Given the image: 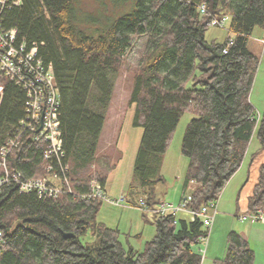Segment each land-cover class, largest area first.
Here are the masks:
<instances>
[{
	"label": "trees",
	"instance_id": "obj_1",
	"mask_svg": "<svg viewBox=\"0 0 264 264\" xmlns=\"http://www.w3.org/2000/svg\"><path fill=\"white\" fill-rule=\"evenodd\" d=\"M82 1L21 0L5 15L6 24L16 27L28 43L37 42L39 56L52 65L73 193L44 201L34 192H19L18 185L4 186L0 264H201L193 245L207 231L198 216H153L154 235L137 249L120 239L118 228L97 221L102 201L82 195L91 179L104 185L115 166L109 157L97 155L99 137L131 40L145 37L129 99L134 105L132 125L143 132L126 199L150 205L160 201L156 189L165 180L160 173L163 156L181 115L190 111L196 117L188 122L181 143L188 159L181 199L190 193L194 210L217 201L240 167L257 122L249 94L258 58L247 42L254 27L264 29V0H126L122 8L131 9L111 16L104 29L77 15ZM106 2L100 0L106 10L120 5L119 0ZM214 15H230L233 36L222 43L204 36ZM0 83L1 147L24 116L25 93L8 80ZM256 134L264 148V110ZM19 141L8 156L9 170L21 171L23 179L48 176L45 143L31 132ZM94 164L97 169L90 173ZM2 172L0 168V176ZM263 206L264 164L248 211ZM87 231L95 241H82ZM253 262L248 241L230 231L224 256L212 264Z\"/></svg>",
	"mask_w": 264,
	"mask_h": 264
},
{
	"label": "rangeland",
	"instance_id": "obj_2",
	"mask_svg": "<svg viewBox=\"0 0 264 264\" xmlns=\"http://www.w3.org/2000/svg\"><path fill=\"white\" fill-rule=\"evenodd\" d=\"M103 1L106 2V0ZM106 3L109 5V0H107ZM119 3V6L114 5L106 10L101 8L100 0H83L82 3L79 4L76 13L77 15L87 16L86 21H89V23L91 22L89 25L93 23L94 28L104 29L111 16H114L115 14H123L131 9V6L126 9L124 7L122 8V6H126V0H119ZM229 25L230 15H227L226 23L223 27L215 25L208 26L204 35L205 39L207 41L222 43L227 37L233 36L232 32L229 30ZM263 33L264 29L262 27H254L247 42L248 49L258 58V64L253 75L249 94V99L254 108L257 122L250 137L241 165L233 174L236 176H234L235 178L232 180L229 189L236 187L238 184L240 185L237 187L236 193H234V189L226 192L228 198H232V196H238V198H240V204L237 211H232L230 213L231 222L236 224H246L251 222L249 219L242 220L239 217L250 213L248 211V197L252 193L253 184L258 180L259 168L264 164V148H261L256 134L258 119L264 110V43L261 41ZM145 40V37H133L131 40L130 48L122 60L121 67L119 68L115 80L110 105L107 109L99 137L97 155L109 157L111 164H115L107 176V185L111 192L108 193L112 198H118L122 194L125 195L124 191L127 188V184L132 180L133 162L143 132L141 127H135L132 125L134 105L129 103V99ZM195 117V114L190 111H185L181 115L172 133L170 145L166 154L163 156L160 173L164 176L165 180L163 183H159L157 188L161 191L160 193L162 194L164 201L169 203L172 202L175 205L179 202L188 165V159L181 153V143L188 122ZM106 139H112V142L114 141L116 144L112 143V145L110 144L109 146L105 145L104 148L103 145L105 144ZM101 162H103L102 159ZM96 169L97 165H92L90 173H94ZM122 189L125 190L118 194L119 190ZM220 197L217 199V214L221 211L219 204ZM122 207L127 211L121 212L119 208ZM136 215L142 219L144 213L138 208L131 207L127 204L111 205L103 201L96 219L107 226L118 228L120 231V239L123 242L127 240V242H130L135 247L138 246V243L139 246L142 243L138 248L140 249L145 241L152 238L155 229L149 227L152 224L149 225L146 222H143L142 225L145 226L144 233L138 242L137 239L132 236L133 230L138 228V222L134 221ZM147 216L150 220V215L147 214ZM149 223L151 222L149 221ZM153 229L154 232L150 234ZM81 239L83 242L95 241V238L91 235L90 231H87ZM248 240L257 250L256 254L258 261L261 264H264V243H262L261 254L259 253L260 248L257 246V241H254L253 239ZM249 246L251 248L250 244ZM193 248L194 250L199 251L202 257L205 256L206 247L204 242L194 244ZM205 262V264L208 263L207 260Z\"/></svg>",
	"mask_w": 264,
	"mask_h": 264
},
{
	"label": "built area",
	"instance_id": "obj_3",
	"mask_svg": "<svg viewBox=\"0 0 264 264\" xmlns=\"http://www.w3.org/2000/svg\"><path fill=\"white\" fill-rule=\"evenodd\" d=\"M20 5L21 0H0V80L14 83L25 93L24 116L12 135L0 147V168L3 171L0 176V195L4 186L15 184L18 185L19 192H34L39 199L50 201L63 193H73L68 164L64 162L59 90L52 65L45 64L38 54L39 44L35 41L28 43L24 37L18 35L16 27H9L6 24L7 12ZM199 9L202 13L205 12L204 5H200ZM225 23V16L214 15L210 20V25L223 27ZM261 41L264 43V33ZM2 94L3 85L0 83V100ZM25 132H31L36 141L45 143L43 157L48 161L46 171L49 174L46 177L23 179L21 171L9 170L8 156L11 150L18 146L19 139ZM88 186L89 191L82 195L85 199L105 201L111 205L127 204L155 217L178 213L198 216L207 233L197 241L207 243L217 201L194 210L189 206L190 193H185L176 205L164 200L150 205L143 199H139L137 203H129L123 194L118 198H112L97 179H91ZM239 218L264 223V206ZM2 245L3 235L0 231V251Z\"/></svg>",
	"mask_w": 264,
	"mask_h": 264
},
{
	"label": "crops",
	"instance_id": "obj_4",
	"mask_svg": "<svg viewBox=\"0 0 264 264\" xmlns=\"http://www.w3.org/2000/svg\"><path fill=\"white\" fill-rule=\"evenodd\" d=\"M112 143L116 144V142H114V141L112 142V139H106L105 144L103 145V147L105 145H107V146H109L110 144L112 145ZM161 167H162V165H161ZM234 176H236V175H233L232 177H230V179L228 180V182L226 183V185L224 186V188L222 189V191L220 193L221 197L219 196L220 197V203L219 204H220L221 211L218 214L216 212L215 215H214L213 222H212V225H211V228H210L209 237H208L207 243L205 244V247H206L205 256L202 257L201 264H205L206 260L208 262L207 264H212V261L214 259L221 258V257L224 256L225 250H226L227 236H228V233L230 231L237 232L242 237H244L248 242H249L248 239H253L254 241H257V246L260 248V252L259 253L262 254V243H264V223L262 224V223H256V222H254V223L253 222H249V223H246V224H244V223H237L236 224L234 222H231V219H230L231 214L230 213L232 211H237V209L239 207V204H240L239 203V199L240 198H238V196H232V198H230V197L228 198L227 197V193H226L228 190H233V189H234V193H236V191H237L236 189L240 185V184H238L236 187H232L231 189H229L230 188L229 186H230L232 180L235 178ZM255 184H253V186H252V191H253V188H254ZM104 188H105L106 193L109 195V193H111V192H110V189H108L107 179H106V182L104 184ZM124 190L123 189L119 190L118 194L122 193L121 191H124ZM156 190H157V193H158L157 194L158 195V199L160 201L164 200L163 197H162V194L160 193L161 191L158 188ZM181 196H182V190H181V195H180L179 200L181 199ZM249 197H248V200H249ZM231 206H233V207H231ZM119 209L121 210V212L127 211L123 207L119 208ZM183 214H185V213H182L181 216ZM150 217L151 218L149 220L147 215H142V219H140L136 215V217L134 219V221L138 222V228L133 230L132 236L135 237L138 242H139V239L143 236L142 234L144 233V227L145 226L142 225L143 222H146L149 225L152 224L151 226H149V225L148 226L154 228V225L152 223L153 216L150 215ZM149 221L151 223H149ZM154 229L150 232V234L154 232ZM124 243L133 246L130 242H127V240ZM141 244H140V246H141ZM249 244L251 245V249L254 252V262H253V264H261L258 261V259H257V254H256L257 250H256V248H254V245L251 244V242H249ZM140 246H139V243H138V246H136V247L133 246V247L138 249Z\"/></svg>",
	"mask_w": 264,
	"mask_h": 264
},
{
	"label": "water",
	"instance_id": "obj_5",
	"mask_svg": "<svg viewBox=\"0 0 264 264\" xmlns=\"http://www.w3.org/2000/svg\"><path fill=\"white\" fill-rule=\"evenodd\" d=\"M64 236H65V237L72 236V233H64Z\"/></svg>",
	"mask_w": 264,
	"mask_h": 264
},
{
	"label": "bare ground",
	"instance_id": "obj_6",
	"mask_svg": "<svg viewBox=\"0 0 264 264\" xmlns=\"http://www.w3.org/2000/svg\"><path fill=\"white\" fill-rule=\"evenodd\" d=\"M88 188H89V186H88ZM88 191H89V189L84 194H86Z\"/></svg>",
	"mask_w": 264,
	"mask_h": 264
}]
</instances>
